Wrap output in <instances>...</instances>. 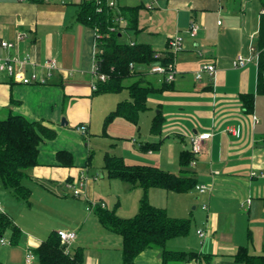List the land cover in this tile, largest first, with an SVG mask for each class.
<instances>
[{"label":"crops","instance_id":"obj_1","mask_svg":"<svg viewBox=\"0 0 264 264\" xmlns=\"http://www.w3.org/2000/svg\"><path fill=\"white\" fill-rule=\"evenodd\" d=\"M82 1L0 0V41L16 42L19 34H26L17 44V51L0 48V59L17 53L30 54L31 62L18 65L17 71L28 77L37 74L45 81L24 85L0 72V118L19 115L29 121H42L57 132L54 141L41 145L39 165L28 170L26 184L32 190L30 205L16 199L9 190L0 189V212L21 230L13 244L11 230L1 237L10 244H0V264H39L35 251L57 228L75 232L74 244L81 242L84 231L91 239L96 233L106 245L113 240L114 234L101 227L95 213L98 207L108 209V199H111L98 181L104 175L100 170L94 172L87 160L91 137L89 122L97 101L94 93L97 78L93 74L96 34L78 20ZM146 4L140 7L149 10V22H145L139 12L136 34H142L143 38L147 33L158 47L150 41L143 43L156 51L167 52L168 39L177 34L183 38V49L173 59L177 79L168 89L160 91L164 78L147 70L146 82L157 89L149 96V109L140 114L137 124L115 119L120 131L112 129L108 137L114 140L128 137L136 128L139 134L142 117L146 116L151 125L158 114L164 119L162 133H151L152 141L146 143H138V137H134L129 145H113L102 152L123 157L128 164L155 165L167 170L177 168L178 175L188 169L190 176L196 178V187L186 193L158 188L148 192L150 200L151 196H161L165 205L153 206L165 208L171 217L195 220L194 229L191 223L190 233L171 240L167 248L195 252L199 258L167 264H240L236 261L240 248L262 255L264 94L258 92V54L253 50L260 30V0H147ZM193 21L199 25L195 38L189 34ZM142 22L145 25L142 26ZM121 24L126 26V21L121 19ZM239 57L248 60L244 67L235 66ZM48 60H56L58 69L49 71L45 67ZM205 64L216 66L214 81L208 75L196 79V72ZM247 95H254L252 113L246 111L242 100ZM115 102L107 110H114L119 103ZM253 116L258 118L256 125H253ZM61 119L66 120L63 126ZM81 126L87 127V133L80 130ZM237 128L240 129L238 137L231 132ZM205 133H210L211 137L204 141L203 151L195 156L191 165L182 166V152L191 153L192 138ZM82 142H86V150ZM158 143L161 144L155 150L143 149L146 144ZM61 150L73 155V167L59 165L56 154ZM81 155L83 158L86 155V160L80 159ZM59 184L80 190L81 195L73 197L85 200H74L55 192ZM200 185L210 187V192L200 194L197 190ZM64 201L73 205L77 217L69 226L60 227L57 224L59 206ZM192 211H197V215ZM199 230L205 231L203 238L198 235ZM117 241L122 264L123 242ZM83 251L84 264H115L107 258L104 262L101 251L91 243ZM29 252L35 255L30 263L26 260ZM136 264H164L162 251L147 250L138 256Z\"/></svg>","mask_w":264,"mask_h":264},{"label":"trees","instance_id":"obj_2","mask_svg":"<svg viewBox=\"0 0 264 264\" xmlns=\"http://www.w3.org/2000/svg\"><path fill=\"white\" fill-rule=\"evenodd\" d=\"M110 0H83L78 20L95 31L97 73L106 80H97L94 93H119L128 90L129 99L119 102L107 116L108 123L123 118L137 124L140 114L149 109L150 94L157 92L146 82V72L157 65L167 66L173 62L172 53L156 51L151 45L126 42V33H138L141 7H111ZM264 11V0H260ZM126 21V26L121 24ZM254 50L258 54V92L264 94V13L261 15L260 30ZM162 55V56H161ZM133 80L130 84L125 82ZM174 83L164 81L160 91ZM159 91V90H158ZM248 113L254 110V95L243 96ZM164 119L161 114L154 117L151 133H162ZM87 133V132H86ZM57 135L56 130L42 121H29L23 116L10 114L0 118V189L9 190L16 199L30 205L31 188L26 184L28 170L39 165L40 147ZM162 143V142H161ZM146 144V151L155 150L161 144ZM57 162L64 167L74 166L73 155L65 150L56 154ZM195 159L194 154L184 151L180 157L182 166L187 167ZM104 168L110 179H118L141 187L145 192L151 188L170 192L186 193L196 187V178L184 169L179 175L164 171L155 165L128 164L123 157L106 153ZM101 227L108 233L122 238L123 264H136L138 256L150 249H160L164 264L170 261H191L199 258L195 252L172 251L168 243L190 233L191 221L171 217L165 209L157 208L145 196L141 200L138 214L130 219L117 216L116 211L98 207L95 209ZM12 231V244L21 235V230L11 219L0 212V238ZM39 264H84L82 251L70 253L69 246L62 243L57 232H52L35 251ZM240 264H264V254L254 255L246 248H240L236 256Z\"/></svg>","mask_w":264,"mask_h":264},{"label":"rangeland","instance_id":"obj_3","mask_svg":"<svg viewBox=\"0 0 264 264\" xmlns=\"http://www.w3.org/2000/svg\"><path fill=\"white\" fill-rule=\"evenodd\" d=\"M114 2L116 4V7L118 8L125 7V6L140 7L142 3H144V5H147L146 4L147 0H110V3H114ZM140 12H141L140 14L143 16V20L148 23L149 17H150L149 10H145L141 8ZM141 25L143 26L145 24L142 22ZM146 35L147 36L142 38L141 37L142 34L138 35L136 33L129 32L127 35L124 34L123 40L126 42H139V43L150 41L149 43L151 45H154V47H158L156 46V44L152 43L151 40H149L150 37H148L147 33ZM132 81L133 80L131 79V80L126 81L125 83L130 84ZM127 96H129L127 91H122L119 93H103V94L96 96L97 101L95 102L92 120L89 122L91 137H90V142L88 143L89 155L87 156L88 165L93 167L92 170L94 172L97 170H100L104 175V178L99 179L98 181L102 183L103 187H105V194L106 193L108 194L107 198L109 197L111 198V199H108L110 200L109 205H108V210L116 211L117 216L123 219H130V218L135 217L138 214L139 209H140L141 200L145 196L147 197L148 202L151 205H154V204L161 205L160 203H162L161 196L160 197L151 196V200H150L149 193H148L150 189L148 190V192H145L144 189H142L141 187L134 189L131 184L123 182L121 180H118V179L110 180L108 177V173L106 169L104 168L105 152H102L104 148L109 150L111 149L113 145H115L116 147H120L123 144L129 145L130 140L134 137H138V143H146L148 141H152V138H150L152 124L150 125L149 120L148 119L146 120V116L142 117L143 121L140 123L141 130L139 134H137V128H136L135 131H133L131 135H128V137L119 138L118 140H114L112 137H108V134L110 135V131L112 129L120 131V127L118 126L119 123H117L115 120L111 123H108L106 121L107 116H109V114L113 111L112 109H109V110L107 109L115 101H116L115 103L117 104L121 99H124ZM65 122L66 120L61 119L60 125L63 126ZM56 137L53 140H48L46 142L54 141ZM59 141H61V139ZM82 143H83L82 148L86 150L87 149L86 142H82ZM82 158H83V155L80 156V159ZM83 159L86 160V155ZM177 166L178 165L176 164L175 167ZM163 169L164 171L166 170L168 172H171L177 175L179 173L178 172L179 169L177 168H169V170L165 168ZM54 191L61 193L62 196L69 195L70 198L74 200H80V201L85 200L84 197L80 199H75L73 197L74 189L70 188L68 185L61 186V184H59L58 186H55ZM162 205H165V204L162 203ZM162 209H165V208H162ZM191 209L193 210V206ZM197 211L196 212L192 211V212H194V215H197ZM201 211L202 210L199 208V212ZM59 213H60V221L57 224L60 227L69 226L71 224V220L77 217V214H76V211L73 205L65 201L61 203V205L59 206ZM37 218L38 217H35L33 219L38 222V220H36ZM194 221H195L194 219H191L193 229L195 227ZM34 224H37V223H34ZM56 231L57 232L59 231L70 232L68 230H63L61 228H57ZM83 234H84V237H82L80 243L77 242L76 244H74L75 243L74 242L73 244L69 246L70 253L82 251V253L84 254L83 248L89 246V243H91L93 247L97 248L98 251L99 250L101 251L104 262H107L106 261V258H107L109 260L108 262L120 264L121 248H120L119 243H117L118 242L117 240H119L120 242L122 238L119 235L112 236L113 240L111 239L110 244L106 245L104 242H101V238H99V236L96 233L94 234V236H97L98 238L93 236L92 239L90 238V236H88L85 233V231L83 232ZM103 246H105V248H103ZM121 262L123 264L122 260Z\"/></svg>","mask_w":264,"mask_h":264},{"label":"built area","instance_id":"obj_4","mask_svg":"<svg viewBox=\"0 0 264 264\" xmlns=\"http://www.w3.org/2000/svg\"><path fill=\"white\" fill-rule=\"evenodd\" d=\"M22 2L29 1V0H20ZM43 1H48V0H43ZM109 5L111 7H115L116 4L110 3ZM264 13V11H262ZM220 23V22H219ZM199 31V25L193 21L190 24L189 27V34L192 38H195L198 34ZM26 37V34H19L18 39L16 42H7V41H0V48L3 49H16L17 51V44ZM168 49L172 53L173 58H175L176 54L182 51L183 49V38L180 35H176L170 39H168ZM254 50V48H253ZM255 51V50H254ZM97 55V45H96V52L94 53V71L93 74L97 78V80L105 81L106 77L105 75H100L97 73V65H96V58ZM31 62V55L30 54H24L23 56H20L19 53H17L15 56L6 58V59H0V72L6 73L8 76L12 77L13 80H15L18 83L24 84V85H31L33 83H43L45 82L42 80L37 74H33L30 77L24 75L22 72L17 71V66L18 65H27ZM248 60H246L243 57H239L234 63L236 67H244ZM45 67L49 71L57 70L58 69V64L56 60H48L45 63ZM150 73L154 75H160L164 78V80L167 83H174L177 79L178 71L176 69V65L174 64V60L172 63H170L167 66L163 65H156L150 69ZM216 74H217V68L214 64H205L201 66L198 71L196 72V79L199 80L203 77V75H208L212 81L216 79ZM94 85V89H95ZM253 125H256L258 123V118L256 116H253L252 118ZM80 130L83 133L87 132V127L86 126H81ZM231 132L235 136L240 135V129L237 128L235 130H231ZM211 137L210 133H205V134H200L198 136H195L191 140V152L194 154V156L199 155L204 148V141L209 139ZM253 176H256L255 173L252 174ZM71 186V185H70ZM74 187V186H71ZM197 190L200 194H205L209 193L211 188L208 186H197ZM74 195L76 197H79L81 195L80 190L74 189ZM204 209H207V206L204 207ZM58 236L60 237V240L62 243L67 244L70 246L75 242L77 239V234L75 232H64V231H59L57 232ZM198 235L203 238L205 236V231L204 230H199ZM0 244L1 245H8L10 244L9 241H7L5 238L0 239ZM35 258V255L32 252H29L27 255V262L30 263L33 261Z\"/></svg>","mask_w":264,"mask_h":264}]
</instances>
